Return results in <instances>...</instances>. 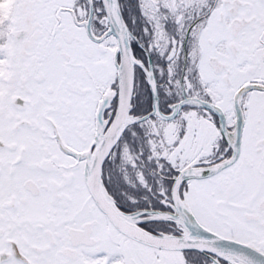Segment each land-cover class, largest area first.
I'll return each mask as SVG.
<instances>
[{"label": "snow or ice", "instance_id": "6c2138e0", "mask_svg": "<svg viewBox=\"0 0 264 264\" xmlns=\"http://www.w3.org/2000/svg\"><path fill=\"white\" fill-rule=\"evenodd\" d=\"M0 264H264V0H0Z\"/></svg>", "mask_w": 264, "mask_h": 264}]
</instances>
